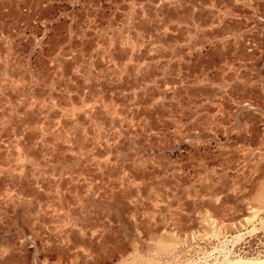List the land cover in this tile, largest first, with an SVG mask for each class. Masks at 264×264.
<instances>
[{"label":"rangeland","instance_id":"1","mask_svg":"<svg viewBox=\"0 0 264 264\" xmlns=\"http://www.w3.org/2000/svg\"><path fill=\"white\" fill-rule=\"evenodd\" d=\"M107 1L0 0V264L264 259V0Z\"/></svg>","mask_w":264,"mask_h":264},{"label":"built area","instance_id":"2","mask_svg":"<svg viewBox=\"0 0 264 264\" xmlns=\"http://www.w3.org/2000/svg\"><path fill=\"white\" fill-rule=\"evenodd\" d=\"M17 9L32 15L47 12L52 14H83L91 16L99 5V0H16ZM104 2H108L104 0ZM88 18V17H87Z\"/></svg>","mask_w":264,"mask_h":264},{"label":"bare ground","instance_id":"3","mask_svg":"<svg viewBox=\"0 0 264 264\" xmlns=\"http://www.w3.org/2000/svg\"><path fill=\"white\" fill-rule=\"evenodd\" d=\"M56 226V225H55ZM1 254V253H0ZM59 256V255H57ZM3 257V256H2ZM4 259V258H3ZM21 259V258H20ZM6 261V260H5ZM230 263V262H229ZM251 264V263H262L264 264V259H260V260H249V261H244V260H235L232 261L230 264Z\"/></svg>","mask_w":264,"mask_h":264}]
</instances>
